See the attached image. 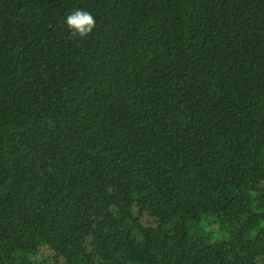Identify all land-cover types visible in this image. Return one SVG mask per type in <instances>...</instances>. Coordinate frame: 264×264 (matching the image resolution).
Masks as SVG:
<instances>
[{
	"label": "trees",
	"instance_id": "1",
	"mask_svg": "<svg viewBox=\"0 0 264 264\" xmlns=\"http://www.w3.org/2000/svg\"><path fill=\"white\" fill-rule=\"evenodd\" d=\"M0 264H264V0H0Z\"/></svg>",
	"mask_w": 264,
	"mask_h": 264
},
{
	"label": "clouds",
	"instance_id": "2",
	"mask_svg": "<svg viewBox=\"0 0 264 264\" xmlns=\"http://www.w3.org/2000/svg\"><path fill=\"white\" fill-rule=\"evenodd\" d=\"M65 24L70 30V38L83 40L93 32L97 22L91 12L81 8L69 13Z\"/></svg>",
	"mask_w": 264,
	"mask_h": 264
}]
</instances>
